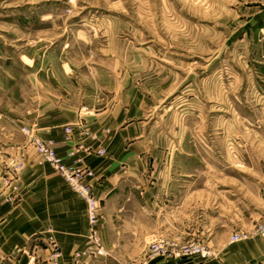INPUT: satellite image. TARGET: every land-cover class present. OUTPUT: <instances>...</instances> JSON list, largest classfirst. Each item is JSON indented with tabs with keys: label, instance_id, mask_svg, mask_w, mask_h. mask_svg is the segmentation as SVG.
Segmentation results:
<instances>
[{
	"label": "rangeland",
	"instance_id": "rangeland-1",
	"mask_svg": "<svg viewBox=\"0 0 264 264\" xmlns=\"http://www.w3.org/2000/svg\"><path fill=\"white\" fill-rule=\"evenodd\" d=\"M42 55L58 76L62 64L72 71L63 90L51 91L52 101L102 108L115 96L143 103L152 139H169L176 117L190 113L200 151L193 213L177 232L168 220L157 223L162 236L148 239L147 260L264 264V0H0V151L12 137L78 196L63 171H89L65 165L32 125L37 88L28 75L41 67ZM37 57L29 69L27 59ZM253 107L254 127L248 123ZM251 129L254 159L237 156L236 143L250 144ZM24 163L1 155L3 203L19 198L11 183ZM179 216L186 219V212ZM147 226L153 229L152 222ZM34 238L53 251L45 262L57 264L54 238ZM92 242L89 234V246L74 251L70 264L76 254L77 264L89 255L98 263L109 258ZM16 261V255L0 258V264Z\"/></svg>",
	"mask_w": 264,
	"mask_h": 264
},
{
	"label": "crops",
	"instance_id": "crops-1",
	"mask_svg": "<svg viewBox=\"0 0 264 264\" xmlns=\"http://www.w3.org/2000/svg\"><path fill=\"white\" fill-rule=\"evenodd\" d=\"M38 58L27 59V67L34 68ZM46 60L42 55L41 67L28 75L37 88L32 125L65 165L74 162L90 172L85 183L99 203L95 229L109 257L98 263V258L84 256L80 264H216L145 258L148 239L162 236L157 223L168 220L177 232L193 213L195 160L200 151L196 149L199 145L190 113L176 117L169 139H152L143 103L116 101L115 96H110L102 108L52 101L51 91L63 90L62 79L72 71L62 64L58 76ZM250 117L248 123L254 127V107ZM249 135L251 143L238 140L235 152L254 159V129ZM220 141L226 149V141ZM6 146L9 148L1 150L0 157L6 152L22 157L25 163L11 183L18 188L16 203L0 199V258L16 255L17 264H49L45 257L50 249L39 247L34 237L50 235L59 246L57 264H70L74 251L89 246L84 202L56 170L38 164L32 149L19 147L12 137ZM180 209L186 212V219L180 220ZM147 221L152 222L149 231ZM30 253L42 259L34 261Z\"/></svg>",
	"mask_w": 264,
	"mask_h": 264
},
{
	"label": "built area",
	"instance_id": "built-area-1",
	"mask_svg": "<svg viewBox=\"0 0 264 264\" xmlns=\"http://www.w3.org/2000/svg\"><path fill=\"white\" fill-rule=\"evenodd\" d=\"M41 150L44 152L47 158H49L50 160H53L52 159L53 154L49 150H46V149H41ZM63 175L66 181L68 182V184H70L73 191L84 200L86 219H87L88 225L90 226V231H89L90 238L93 241L92 243H94L95 246L99 248L98 249L99 252H102L101 250L102 248L99 246L98 240L96 238V232L94 230V226L97 220V212L99 209V203L91 195L89 186L84 182V177L90 175V173L88 172L87 174H84L79 169H70V170H64ZM52 252L53 251L51 250L49 256L53 258L54 256H51ZM90 253H92V251H90ZM80 258L81 257H79L77 254L74 255V257L72 258V264H77Z\"/></svg>",
	"mask_w": 264,
	"mask_h": 264
}]
</instances>
